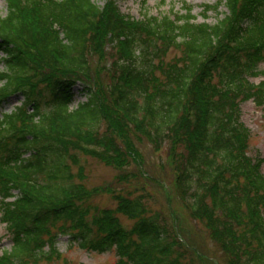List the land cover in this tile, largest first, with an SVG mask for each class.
Wrapping results in <instances>:
<instances>
[{
  "label": "trees",
  "instance_id": "16d2710c",
  "mask_svg": "<svg viewBox=\"0 0 264 264\" xmlns=\"http://www.w3.org/2000/svg\"><path fill=\"white\" fill-rule=\"evenodd\" d=\"M6 1L7 14L0 12V210L12 249L2 250L0 264L37 263L58 253L61 236L87 253H114L116 264L204 261L198 252L189 255L161 214L149 216L144 196L77 182L85 178L79 155L118 170L132 161L143 165L123 129L115 138L110 115L156 151L171 142L176 192L227 264H264V160L248 156L250 134L240 122L242 103L264 107V82H250L264 77V0L206 5L204 14L228 9L214 25L196 24L188 4L174 19L137 21L116 0H103L104 7L94 0ZM173 49L181 58L166 63ZM77 86L86 102L70 111ZM19 96L21 107L2 112ZM138 171L119 178L147 177L143 167ZM102 193L113 195L115 209L92 206ZM120 216L133 227L125 228Z\"/></svg>",
  "mask_w": 264,
  "mask_h": 264
},
{
  "label": "rangeland",
  "instance_id": "374dc122",
  "mask_svg": "<svg viewBox=\"0 0 264 264\" xmlns=\"http://www.w3.org/2000/svg\"><path fill=\"white\" fill-rule=\"evenodd\" d=\"M99 6L104 7L106 1L94 0ZM118 6L125 16H130L135 20H142L145 17L185 15V4L193 7L192 15L196 17V24L207 23L214 25L217 21L223 19L225 14H228V9L221 6L216 13L214 10L204 14L205 6L215 7L218 0H116ZM145 2V3H144ZM146 4V6L144 4ZM8 5L6 0H0V12L6 15ZM111 48H108L110 51ZM112 51V50H111ZM110 51V53H111ZM0 57H3L0 54ZM181 58V53L173 49L164 58L166 63H171L176 59ZM93 62H98V58L94 57ZM3 66L0 64V69ZM105 81L107 79L105 78ZM109 82V80H108ZM255 85L264 82V77H258L250 81ZM83 87V86H82ZM81 86L75 88L76 101L71 106L75 108L78 102H86V98L81 94ZM23 98L13 97L10 100L3 112L10 114L15 108L21 106ZM241 119L240 122L249 130L250 139L248 142L247 154L253 159L259 158L264 160V107L257 105L253 100L247 101L240 106ZM110 123L113 124L115 138L118 139L117 132L123 129L122 134L125 138L131 139V143L137 148L142 155V166L140 167L136 161L129 162L124 170L108 166L105 162L98 159L79 155L81 165L85 169V178L82 180L78 177L77 182L85 185L88 189L108 188L113 190L117 195L142 197L149 211V216L155 213L161 214V217L182 235L185 245L189 247V255L193 257L194 252H197L204 257V261H199V264H227L224 253L219 245L211 237L209 230L205 225L195 220L190 216L184 203L180 200L174 182L176 180V172L172 167L173 148L171 142L166 140L162 143L159 151L145 139L138 138L132 128L128 126L121 127L116 119V116L110 115ZM1 118V117H0ZM116 119V120H115ZM107 130L103 125L101 134ZM111 130V129H110ZM120 143H122V138ZM123 146V145H122ZM181 152H186L182 146ZM145 170L147 177L132 179L129 182L123 181L119 177L122 174H138L139 169ZM73 173H78V168H73ZM264 174V166L262 168ZM92 206L100 209H115L117 202L110 193H102L92 200ZM121 217L123 226L131 229L134 221ZM59 227V226H58ZM58 228H50L53 234L58 233ZM11 250L12 243L7 232L6 225L2 222V212L0 210V255L2 250ZM58 253L50 255L46 258H41L37 263L30 260L29 264H116L117 257L114 253L96 254L87 253L81 250L75 244L70 242L67 236H61L57 242ZM188 249V248H187ZM195 256V255H194ZM198 256V254H197Z\"/></svg>",
  "mask_w": 264,
  "mask_h": 264
}]
</instances>
